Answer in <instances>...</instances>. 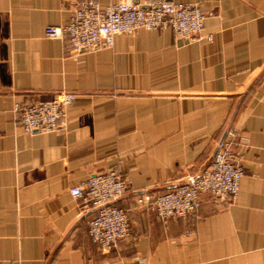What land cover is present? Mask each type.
Segmentation results:
<instances>
[{
	"label": "crops",
	"instance_id": "1",
	"mask_svg": "<svg viewBox=\"0 0 264 264\" xmlns=\"http://www.w3.org/2000/svg\"><path fill=\"white\" fill-rule=\"evenodd\" d=\"M0 0V264H264V0H166L197 5L203 36L171 29L117 35L112 48L74 53L45 29L86 2ZM76 95L56 130L25 133L14 104ZM227 132L243 170L232 200L202 196L184 219L135 203L211 162ZM118 171L128 236L102 254L92 210L70 189Z\"/></svg>",
	"mask_w": 264,
	"mask_h": 264
},
{
	"label": "built area",
	"instance_id": "2",
	"mask_svg": "<svg viewBox=\"0 0 264 264\" xmlns=\"http://www.w3.org/2000/svg\"><path fill=\"white\" fill-rule=\"evenodd\" d=\"M204 14L197 5L177 4L166 0H148L143 4H110L102 7L86 2L73 11L67 24L48 27L45 36L65 40L74 53L97 48H112L117 35H133L137 30L171 29L184 42L211 41L203 36ZM76 95L55 93L49 100L14 104L17 125L25 133L46 134L56 130ZM243 170L234 152V134L227 132L217 146L210 164L197 176L162 193L142 191L135 197L138 207L157 215L162 221L184 219L194 214L202 196L232 200L239 192ZM128 191V184L118 171H108L88 178L70 189L82 208L92 210L88 234L102 254H109L128 236L125 211L115 203Z\"/></svg>",
	"mask_w": 264,
	"mask_h": 264
}]
</instances>
